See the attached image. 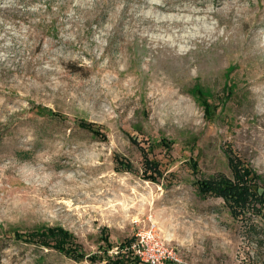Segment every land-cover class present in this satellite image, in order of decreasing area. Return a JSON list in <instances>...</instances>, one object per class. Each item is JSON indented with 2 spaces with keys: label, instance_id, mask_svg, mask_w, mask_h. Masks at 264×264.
I'll return each mask as SVG.
<instances>
[{
  "label": "rangeland",
  "instance_id": "obj_1",
  "mask_svg": "<svg viewBox=\"0 0 264 264\" xmlns=\"http://www.w3.org/2000/svg\"><path fill=\"white\" fill-rule=\"evenodd\" d=\"M227 149L264 179V0H0V264H105L145 231L178 264H264L199 191ZM50 226L87 257L33 240Z\"/></svg>",
  "mask_w": 264,
  "mask_h": 264
},
{
  "label": "trees",
  "instance_id": "obj_2",
  "mask_svg": "<svg viewBox=\"0 0 264 264\" xmlns=\"http://www.w3.org/2000/svg\"><path fill=\"white\" fill-rule=\"evenodd\" d=\"M206 104V101H205ZM208 109V106H206ZM56 116V113L50 114ZM80 126L100 138H105V134L100 129L95 128L92 124L86 125L80 123ZM144 157V174L149 180H156L161 175L158 163L149 158L145 147L141 146ZM229 164L232 170V176L219 174L215 177L204 181H198L200 194L203 196L215 195L222 197L230 207L231 212L237 218L248 219V227L252 233H257L259 240L264 243V227L257 225L254 220L259 218L264 222V179L246 160L227 149ZM251 219V220H250ZM262 230V231H260ZM37 243L46 247L55 248L59 252L71 255L78 260L87 257L81 245L76 241V237L62 226H50L37 231L31 235ZM36 238V239H35ZM135 237L125 240L118 246L117 255L109 254L110 250L115 247L111 243L105 249V256L91 255L93 261H106L105 264H126L127 258L137 262L143 261L134 254L131 245ZM149 264V263H145ZM167 264H174L168 262Z\"/></svg>",
  "mask_w": 264,
  "mask_h": 264
},
{
  "label": "built area",
  "instance_id": "obj_3",
  "mask_svg": "<svg viewBox=\"0 0 264 264\" xmlns=\"http://www.w3.org/2000/svg\"><path fill=\"white\" fill-rule=\"evenodd\" d=\"M154 231L140 232L131 247L140 259L149 264H178L181 259L175 249L163 245ZM178 262V263H177Z\"/></svg>",
  "mask_w": 264,
  "mask_h": 264
},
{
  "label": "bare ground",
  "instance_id": "obj_4",
  "mask_svg": "<svg viewBox=\"0 0 264 264\" xmlns=\"http://www.w3.org/2000/svg\"><path fill=\"white\" fill-rule=\"evenodd\" d=\"M186 23H188V20H181V21H179V25H181V26H183V24H186ZM182 70H184V65L182 66Z\"/></svg>",
  "mask_w": 264,
  "mask_h": 264
}]
</instances>
